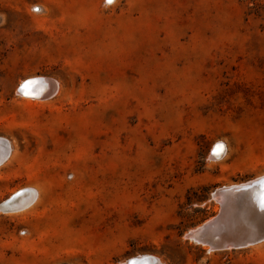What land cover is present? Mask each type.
Listing matches in <instances>:
<instances>
[{"label":"rangeland","instance_id":"obj_1","mask_svg":"<svg viewBox=\"0 0 264 264\" xmlns=\"http://www.w3.org/2000/svg\"><path fill=\"white\" fill-rule=\"evenodd\" d=\"M1 139L0 204L35 200L0 264H264L183 238L264 175V0H0Z\"/></svg>","mask_w":264,"mask_h":264},{"label":"water","instance_id":"obj_2","mask_svg":"<svg viewBox=\"0 0 264 264\" xmlns=\"http://www.w3.org/2000/svg\"><path fill=\"white\" fill-rule=\"evenodd\" d=\"M23 84L18 88L20 93ZM0 144L7 145L8 141L1 139ZM262 178L264 176L213 191L212 199L219 201L218 213L200 226L188 230L183 238L195 245L207 246L211 251L246 248L264 241V209L260 208L258 201L261 191L259 181ZM21 193L22 190L17 191L1 203L0 211L15 202Z\"/></svg>","mask_w":264,"mask_h":264},{"label":"bare ground","instance_id":"obj_3","mask_svg":"<svg viewBox=\"0 0 264 264\" xmlns=\"http://www.w3.org/2000/svg\"><path fill=\"white\" fill-rule=\"evenodd\" d=\"M28 81L34 82L31 84H27L26 90H27L28 94L26 95L24 90H22L21 93H20V91L17 90L16 94H19V95L22 94L25 97L28 96V97L35 98V99H44V98L49 97L54 92L55 88H54L52 82L50 83V82H47L43 79H41V80L34 79V80L24 81L23 85H25ZM35 96H37V97H35ZM220 144H222V143H220ZM224 151H225V148L223 145V151L221 152V154L218 156L212 155L213 158H215V159L221 158V156L224 154ZM8 154H9V145L8 144L7 145L0 144V164L7 158ZM263 176L264 175L254 179V180H257ZM239 185H241V184H239ZM235 186H238V185H235ZM21 190H22L21 196L15 202H13L9 205H6L3 209V211H0V212H16V211L24 209L27 206L32 204V202L35 200L34 190H32L30 188H23V189H20L19 191H21ZM216 202L217 203L219 202L218 199L216 200ZM218 205H219V203H218ZM262 242H264V241H262ZM257 244H259V243H257ZM202 246H203L202 248H204L206 251H211L208 249L207 246H204V245H202ZM149 259L145 258L144 260H133L131 264H157L155 261L154 262L149 261Z\"/></svg>","mask_w":264,"mask_h":264},{"label":"snow or ice","instance_id":"obj_4","mask_svg":"<svg viewBox=\"0 0 264 264\" xmlns=\"http://www.w3.org/2000/svg\"><path fill=\"white\" fill-rule=\"evenodd\" d=\"M112 0H106V3H111ZM31 83H34L33 81H28L25 85H22V90L25 91V94L27 95L28 92H27V84H31ZM223 151V145L218 143L214 146L213 150H212V155L213 156H218L221 154V152ZM259 185H260V193L258 195V201H259V206L261 209H264V178H262L260 181H259Z\"/></svg>","mask_w":264,"mask_h":264}]
</instances>
